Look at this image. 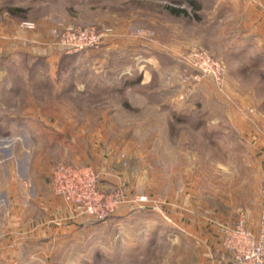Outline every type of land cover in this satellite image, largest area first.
Segmentation results:
<instances>
[{"label": "rangeland", "instance_id": "rangeland-1", "mask_svg": "<svg viewBox=\"0 0 264 264\" xmlns=\"http://www.w3.org/2000/svg\"><path fill=\"white\" fill-rule=\"evenodd\" d=\"M195 1L0 0V264H167L166 244L128 249L129 209L260 220L264 45L249 0ZM72 31L100 45L70 52ZM194 50L223 62V83L196 77ZM32 129L31 149L19 135ZM61 162L93 166L118 208L95 219L56 195Z\"/></svg>", "mask_w": 264, "mask_h": 264}, {"label": "built area", "instance_id": "built-area-1", "mask_svg": "<svg viewBox=\"0 0 264 264\" xmlns=\"http://www.w3.org/2000/svg\"><path fill=\"white\" fill-rule=\"evenodd\" d=\"M72 32L74 34L69 37V40L63 41L70 52L100 45V37H97L94 32L80 38L75 35V31ZM188 58L198 70L197 78H200L202 74L210 76L217 84L223 83L225 67L222 61L204 50H194ZM51 183L54 193L65 199L67 203L79 208L82 203H85L81 213H85L88 217L105 218L119 206L112 198V193L105 195L99 192L98 174L91 165L58 163L53 170ZM138 200L144 203L147 197L142 196ZM219 231L222 235L221 244L232 255L233 264H264V186L258 228L254 230L250 227L249 212L241 210L233 224L222 223L219 225Z\"/></svg>", "mask_w": 264, "mask_h": 264}, {"label": "crops", "instance_id": "crops-1", "mask_svg": "<svg viewBox=\"0 0 264 264\" xmlns=\"http://www.w3.org/2000/svg\"><path fill=\"white\" fill-rule=\"evenodd\" d=\"M242 1L244 0H222L221 4L222 8L226 10H235ZM247 2H249L252 11L250 14L251 26H253V31L250 32L252 43L260 48L264 45V0H249ZM196 3L200 6V3ZM20 119L21 122L30 120L27 116ZM2 120L11 122L15 120V117H4ZM38 134L35 129L21 131L19 135L22 140L21 144L32 149L34 147L32 140L33 138L37 139ZM26 138L28 139L27 144L23 141ZM36 146L39 147L40 144ZM2 149L3 147H0V150ZM3 151L7 152L6 149ZM28 161L23 160L22 164H26ZM143 209L146 208L139 211L129 209L123 213L119 212L123 214L124 225H128L127 228L131 234L128 247L130 251H158L164 246L163 244H166V248L172 250L171 260L167 264H233L232 255L221 244L222 235L219 226L212 224L206 213H201L199 216L194 211L187 212L186 219L182 220L179 215L175 214L170 221L156 213L153 220L148 221L147 212ZM226 221L228 220L222 219V223H227ZM259 221L254 225L249 213V225L252 229L258 228Z\"/></svg>", "mask_w": 264, "mask_h": 264}, {"label": "trees", "instance_id": "trees-1", "mask_svg": "<svg viewBox=\"0 0 264 264\" xmlns=\"http://www.w3.org/2000/svg\"><path fill=\"white\" fill-rule=\"evenodd\" d=\"M188 4H190V6L195 10L197 11V9L200 8L199 4L196 3L195 0H188ZM167 8L172 12L174 13L175 15H181V14H188L189 11H188V8L187 7H172L170 5H167ZM15 10H22V8H15L13 9V11Z\"/></svg>", "mask_w": 264, "mask_h": 264}]
</instances>
